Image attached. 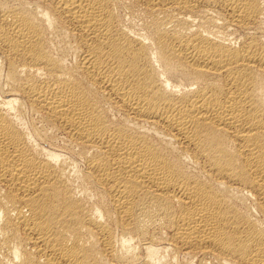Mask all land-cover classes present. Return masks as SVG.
Segmentation results:
<instances>
[{
  "label": "bare ground",
  "instance_id": "bare-ground-1",
  "mask_svg": "<svg viewBox=\"0 0 264 264\" xmlns=\"http://www.w3.org/2000/svg\"><path fill=\"white\" fill-rule=\"evenodd\" d=\"M261 4L0 0V264H264Z\"/></svg>",
  "mask_w": 264,
  "mask_h": 264
},
{
  "label": "rangeland",
  "instance_id": "rangeland-1",
  "mask_svg": "<svg viewBox=\"0 0 264 264\" xmlns=\"http://www.w3.org/2000/svg\"><path fill=\"white\" fill-rule=\"evenodd\" d=\"M260 1L262 2V4H261V11H262V12H261V16H264V9H263V8H264V3H263L264 0H260ZM262 5H263V7H262ZM135 10H136V11H135V14H136V15H135V17H134V19H135L134 21H135L136 24H138V23L140 22L139 20L141 19V13H142V11H140L141 8L138 9V7H137V9L135 8ZM138 11H140V12H138ZM127 12H129V10H128ZM127 12H126V15L129 14V13H127ZM138 13H139L140 15H139ZM262 13H263V14H262ZM137 14H138V15H137ZM128 16H129V15H128ZM128 16H127V17H128ZM261 16H260V22H259L260 25L258 24V26H259V29H260V28H261L260 26H261V24H262V28H261V30L264 31V22H263L264 17H261ZM136 17H137V18H136ZM261 18H263V19H261Z\"/></svg>",
  "mask_w": 264,
  "mask_h": 264
}]
</instances>
